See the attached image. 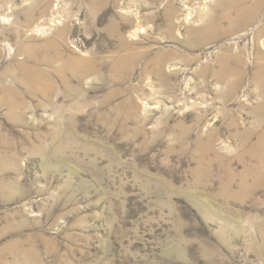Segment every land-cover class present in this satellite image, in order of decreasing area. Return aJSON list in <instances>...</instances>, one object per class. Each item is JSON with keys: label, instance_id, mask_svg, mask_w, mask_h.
I'll return each mask as SVG.
<instances>
[{"label": "rangeland", "instance_id": "374dc122", "mask_svg": "<svg viewBox=\"0 0 264 264\" xmlns=\"http://www.w3.org/2000/svg\"><path fill=\"white\" fill-rule=\"evenodd\" d=\"M234 1L0 0V264H264V0ZM52 38L49 94L4 76Z\"/></svg>", "mask_w": 264, "mask_h": 264}, {"label": "bare ground", "instance_id": "6f19581e", "mask_svg": "<svg viewBox=\"0 0 264 264\" xmlns=\"http://www.w3.org/2000/svg\"><path fill=\"white\" fill-rule=\"evenodd\" d=\"M244 1H249V0H244ZM234 2H236V0ZM230 3H233V2H230ZM259 5H261V2L257 1L255 6L253 5V8H252L253 11L252 12H251V10H247L246 12L241 11V13L243 15H246L245 18L247 19L248 22L253 20L256 17V14H259L258 13V11H260L258 9ZM238 6H239V4H238ZM234 7H236V6L233 3L232 5L228 6V9L231 10ZM226 17H227V14H226ZM227 19H229V17H227ZM63 33H64V31L62 30L59 33V36L63 35ZM59 40L57 38H52V39H49L45 42L40 43V45H26L25 44L22 47L17 48L14 51V53L12 54L11 60L13 63H15L17 65L18 69L20 70L21 77L17 78L11 72L6 73L4 76L10 77L12 80L17 82L19 85L25 87L26 90L31 92V93L33 91H35L36 93H41V95L49 94L53 90L52 81L49 78L50 77L49 74L43 68H41V69L40 68H33L30 66V64L35 63L36 66H42V65L53 66V63L59 57L58 55L54 56V51L57 48V46L60 44ZM51 53H53V54H51ZM130 53H132V52H130ZM132 55H134V54H132ZM20 56L23 57L22 61H18V59H17ZM129 60H130L129 57L124 56L121 60L118 59L116 62H117V64H121L120 62H122V64H124ZM135 61H136V59H135ZM128 64H130V63H128ZM67 65H69V64L66 63V67H67ZM35 77H36V80H33V78H35ZM0 90L5 95V100L3 102V105L8 107V109L10 111H16V110L20 109L21 105H24L26 103V102H23L20 105V103H19L20 100L13 98L14 96L17 97V93L15 91H13L7 87H0Z\"/></svg>", "mask_w": 264, "mask_h": 264}]
</instances>
